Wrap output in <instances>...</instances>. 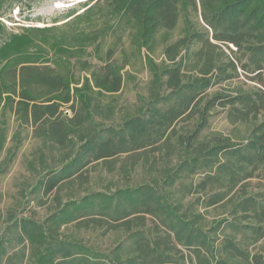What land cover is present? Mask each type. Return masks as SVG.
<instances>
[{
	"label": "trees",
	"instance_id": "trees-1",
	"mask_svg": "<svg viewBox=\"0 0 264 264\" xmlns=\"http://www.w3.org/2000/svg\"><path fill=\"white\" fill-rule=\"evenodd\" d=\"M35 1L0 5L11 12ZM199 6L205 25L196 21ZM5 14L0 175L28 130L41 139L44 162L47 153L61 156L35 186L38 199L53 194L54 211L43 222L11 219L0 264H264V0H87L61 24L18 29ZM180 20L185 32L174 39ZM125 37L143 53L148 96L120 123L98 124L99 96L120 91L126 79L115 59ZM240 68L252 83L224 87ZM219 107L232 129L205 134ZM123 154L131 159L123 173L145 155L146 180L62 197L65 184L88 182L92 165L113 170ZM71 228L78 233L66 234ZM82 229L124 234L107 255L83 240Z\"/></svg>",
	"mask_w": 264,
	"mask_h": 264
},
{
	"label": "rangeland",
	"instance_id": "rangeland-1",
	"mask_svg": "<svg viewBox=\"0 0 264 264\" xmlns=\"http://www.w3.org/2000/svg\"><path fill=\"white\" fill-rule=\"evenodd\" d=\"M87 0H39L35 1L32 8L26 5L19 8L15 6L10 12L7 11L8 3L0 5V11L6 13L2 19L8 27L17 28L21 25H34L45 26L52 24H61L66 21L67 13L72 10L81 12ZM195 19V14L193 15ZM196 21L202 22V17L199 15ZM197 28L203 32L205 31L201 25ZM184 21L180 20L178 27L174 31V39L184 35ZM115 41L113 38L108 39L106 47ZM224 50L229 54L226 46L223 45ZM230 47L236 49L234 44ZM162 46L158 45L156 60L161 61ZM244 61L246 57L239 54ZM115 59L121 63H125L122 73L126 79L122 89L114 94L100 95L97 103L98 113L96 114V121L98 124H117L120 123L126 116L135 112L144 104L145 98L148 96L149 86L151 81V74L145 64L143 53L135 49L130 43L128 38L120 44L115 53ZM95 65H101L102 60L97 57H91ZM240 76L232 83H224V87L233 89L236 85H242L243 81H248L245 77L244 71L240 68ZM249 84L252 82L248 81ZM219 86H214L211 91H217ZM112 109V110H111ZM114 112L113 117L110 114ZM65 114L73 116L74 112L68 106L65 107ZM232 125L226 119L225 112L219 107L212 114L210 123L205 130V134L212 131H223L229 134ZM27 138L18 152L17 157L11 164L7 172L0 175V237H7L9 227L12 224L11 219H18L22 217H31L40 222L45 219L54 211L56 204L54 202L53 194L43 196L38 199V194L35 192V186L38 180L47 172L45 167L54 166L59 161L61 153L57 152V158H54V153H47L48 159L46 162L42 160V141L40 138L35 137L31 130H28ZM242 135L246 133V127H242ZM3 153L1 159L5 156ZM130 154H123L115 157V168L108 170L104 165H92L88 171V182L82 183L77 179L74 183L65 184L61 191L64 199L71 195L81 197L86 193L92 191H114L119 187L125 185L136 184L147 179L146 167H143V160L145 155L139 156L142 160L139 161L138 166L134 169L130 167L127 173L121 171L122 163L129 162ZM0 159V160H1ZM43 161V163H42ZM45 166V167H44ZM13 220V221H14ZM73 227V226H71ZM75 228V227H73ZM67 229L66 234L75 231L76 229ZM79 232L83 235V240L90 246L97 247L98 251L109 254L111 249L122 239L123 231L109 232L106 235L101 234L100 230L93 232L91 229H82ZM18 236L17 233L14 234ZM263 246V243L258 244ZM19 248L16 241L13 242V247Z\"/></svg>",
	"mask_w": 264,
	"mask_h": 264
}]
</instances>
